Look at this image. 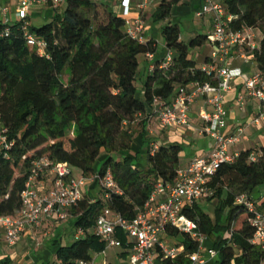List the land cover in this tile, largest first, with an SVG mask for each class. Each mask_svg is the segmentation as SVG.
Listing matches in <instances>:
<instances>
[{"label":"trees","instance_id":"trees-1","mask_svg":"<svg viewBox=\"0 0 264 264\" xmlns=\"http://www.w3.org/2000/svg\"><path fill=\"white\" fill-rule=\"evenodd\" d=\"M66 2L65 10L50 21L39 27L29 25L28 32L46 42L45 55L27 45L19 23L10 24L9 35L4 36L5 24L0 22V128L6 129L10 143L7 149L0 147V216H14L20 210L21 194L36 159L66 163L85 177L100 178L110 170L119 192L103 198L100 190L94 201L85 196L70 212L73 228H81L84 235L67 245L56 243L54 264H80L93 262V255L105 248L95 233L96 218L104 207L132 219L158 180L175 179L181 147L157 143L148 133L147 118L154 99L168 103L178 86L209 80L190 54L207 36L197 35L186 44L177 24H164L160 32L173 60L167 69L159 67V59L154 61L139 97L137 57L156 54V41L129 37L123 13L116 14L104 0ZM180 2L161 0L154 21L167 19ZM223 4L233 16L232 30L260 31L259 46L249 56L264 72V0H223ZM134 121L140 122L137 132ZM151 142L158 146L153 154ZM252 153L255 160L250 158ZM261 185L264 146L257 152H240L209 180L212 194L206 200L216 201L212 217L197 202L184 208L207 237L205 246L216 251L218 264L264 261V251L250 242L252 212L235 202L240 195L251 200L249 195ZM256 208L264 212V200ZM166 232L181 238L185 252L196 250L197 244L186 234L169 228ZM0 264L10 260L4 258Z\"/></svg>","mask_w":264,"mask_h":264},{"label":"built area","instance_id":"built-area-1","mask_svg":"<svg viewBox=\"0 0 264 264\" xmlns=\"http://www.w3.org/2000/svg\"><path fill=\"white\" fill-rule=\"evenodd\" d=\"M151 0H141L139 5L146 6ZM203 4L198 16L210 14L212 16V33L209 39L213 45L210 61L201 67V71L209 77L205 82L192 81L178 86L173 99L165 103L161 99H154L148 116H155L159 126L164 130L175 127L189 126V110L194 98L201 96L210 111L202 114L203 126L200 133L212 139V146L205 155L191 159L183 169H178L173 182L158 180L145 204L138 209L136 216L126 219L118 213H113L104 207L96 218L95 233L104 242L106 247H119L121 241L114 237L120 230L127 238L129 245V264H204L209 259L216 258V251L205 246L207 237L198 229L196 221L184 214V208L212 194L208 186L220 165L232 163L238 154H228L229 145L238 143L242 138L241 127L231 134H225L227 115L224 106L225 94L231 90V83L241 77L239 68L232 66V51L242 59H247L250 53L258 48L261 38L260 31L252 28H243L234 31L230 27L233 16L227 14L223 3L213 0H202ZM63 0H20L15 16L20 24L21 31L27 45L35 48L40 55H45L46 42L29 33L30 10L33 6L46 5L54 11L60 7ZM130 0H121L122 13L126 17L130 11ZM0 12L5 16V28L2 35L10 32L9 20L6 17L7 6L0 5ZM126 34L139 42L140 34L144 29L141 17L134 19L133 25L128 19L124 24ZM153 59V53L146 54ZM173 60V51L167 50L159 67L167 69ZM153 69V67H151ZM244 96L256 99L259 104L251 123L259 126L264 124V72L252 71L243 81ZM244 97L238 96L236 104L243 107ZM142 118L141 114L137 115ZM135 122V121H134ZM6 129L0 128V147L7 149L10 143L5 135ZM151 133V132H150ZM158 146L150 143V153L153 154ZM256 154L250 155L251 160ZM52 175V186L45 192L38 191L39 179L45 174ZM89 181H97L103 198L111 193H117L118 186L110 170H106L102 177L92 176L91 179L80 176L72 177L71 169L66 163H55L41 157L31 163L30 173L21 194L22 206L14 216H0V227L4 231V238L8 246H14L27 228L41 227L44 221H66L70 218L71 210L84 199V187ZM95 200V199H94ZM92 200V201H94ZM237 204H244L252 218L250 223L254 229L250 242L264 251V212L257 210L255 204L245 195L235 199ZM177 230L186 234L197 244L193 252H185L180 246L166 243L161 236L167 229ZM75 237L84 235L81 228L75 231ZM178 259H181L178 260ZM80 264H93L80 263Z\"/></svg>","mask_w":264,"mask_h":264},{"label":"crops","instance_id":"crops-1","mask_svg":"<svg viewBox=\"0 0 264 264\" xmlns=\"http://www.w3.org/2000/svg\"><path fill=\"white\" fill-rule=\"evenodd\" d=\"M20 0L14 3V8L11 10L9 0H0V5L7 6L8 12L6 17L9 20V24L17 23L15 16L16 8ZM116 14H122L121 0H104ZM110 1V2H109ZM130 11L125 17L130 24L133 25L134 19L141 17L144 21V29L140 34V40L145 42L147 40H154L152 38L153 31H160V28L166 24H181L182 22L189 26V31H202L203 35L207 36L206 42L200 46L192 49L193 55L191 59L195 62L197 68H201L204 64L208 63L213 51V45L208 38L212 33V16L210 14H202L198 16L203 1L202 0H181L180 3L175 5L170 13V16L164 21H154V13L161 0H151L146 6L141 7L139 3L141 0H130ZM214 2L223 3V0H213ZM43 19L45 22L50 21L56 11L51 7L42 5ZM5 16L0 12V22L3 23ZM30 22V21H29ZM44 22V23H45ZM197 36V34L195 35ZM180 39L183 41L182 37ZM156 41V40H154ZM157 43V52L154 54L153 59H148L144 55V74L143 71H137V78L142 77V84L145 77L151 73V67H153L154 61L159 59L160 61L167 53V48L162 42L161 45ZM232 66L241 70L242 75L231 83V90L225 94L224 106L227 115V126L225 134L233 133L236 128L241 127L243 129L242 138L238 143L229 145L228 154H239L242 151L251 149L254 152L264 146V124L256 126L251 123V118L255 115L259 102L251 97L244 96L243 81L252 72L256 71L257 67L255 62L249 57L242 59L237 56V53L233 49L232 51ZM139 96L142 95V89L138 91ZM242 95L243 107L236 104L238 96ZM174 97V96H173ZM170 98L168 102L172 99ZM211 107L205 103L204 98L197 96L190 105L189 110V126L188 127H175L171 130H164L159 126V121L155 116H148L147 129L149 135L157 141L159 144H179L181 151L179 154L178 169L185 168L192 158L200 155H205L209 152L212 146V139L208 136L200 133V128L203 126L202 114L205 111H210ZM155 126L160 127L162 134L157 135L155 133ZM151 132V133H150ZM165 135V139L162 136ZM77 177L81 174L77 171ZM52 186V175L45 173L39 179L38 191L40 193L47 192ZM85 196L96 199L99 196V187L97 181H89L84 187ZM255 206H259L262 200H264V185L254 189L249 195ZM74 217L71 216L68 220L60 221H44L41 227L27 228L20 236L18 242L10 247L7 245L4 238V231L0 227V261L4 258L10 260V264H20L21 262L28 260L27 264H54L55 263V248L56 243L63 240L66 241V245L76 239L75 231L78 227L73 228L72 222ZM115 238L121 241L122 244L119 247H106L101 253L93 255V264L98 256H102L101 264H129V245L127 244L126 236L120 231L114 235ZM169 237L166 234L161 236V240L169 243L167 240ZM123 241V242H122ZM4 247H8L6 251ZM113 249L110 260H106L107 249ZM13 258V259H12ZM204 264H218L216 258L207 260ZM264 264V261L261 262Z\"/></svg>","mask_w":264,"mask_h":264},{"label":"rangeland","instance_id":"rangeland-1","mask_svg":"<svg viewBox=\"0 0 264 264\" xmlns=\"http://www.w3.org/2000/svg\"><path fill=\"white\" fill-rule=\"evenodd\" d=\"M11 5H10V8L11 10L14 8V3L17 1V0H9ZM110 2V1H109ZM67 7V2L66 0H63V2L60 4V7L58 9H56V13H62L65 8ZM43 8L41 6H33L30 10V17H29V21H30V24L31 26L33 27H39L41 26V24H43L45 22V20L43 19V17L45 16V13H44V16L42 15L43 14ZM179 30H180V36L182 37L183 39V42L184 43H188L190 41L191 38L195 37V35H203V32L202 31H189V26L186 25L185 23H181L179 24ZM152 38L154 40H156L158 42L159 45L162 44L163 40H162V36H161V32L160 31H153V34H152ZM193 50L190 51V54L193 55ZM137 61H138V67H137V71H143V74H144V61H145V58H144V54H140L138 55L137 57ZM137 72V74H138ZM142 77L140 78H136L135 80V86L137 88V94H138V91L140 90V88H142ZM140 97V96H139ZM138 130H140V122L137 121L134 123V126H133V131L137 132ZM155 133L157 135L159 134H162V132H160V127L159 126H155ZM71 135V134H69ZM162 138L165 139V135L162 136ZM133 151V150H132ZM134 153V151H133ZM100 161H98V164H99ZM140 165L142 167H145L146 166V162L144 160H141L140 162ZM71 174H72V177L75 178V179H78L77 177V170L76 169H71ZM89 179L92 178V176H87ZM199 204V206L201 207V209L208 213L211 217L213 215V209H214V206H215V203L216 201L213 200V201H208L206 199H203V200H200L197 202ZM167 240L170 244H174V245H178L180 246L181 244V238L180 237H175V236H169L167 237ZM62 244L66 245V241L63 240L61 242ZM69 244V243H68ZM5 250L7 251L8 250V247H4ZM112 250L111 248L107 249L106 251V260H110V258L112 257L111 256V253H112ZM13 259V258H12ZM103 257L102 256H98L96 259H95V263L94 264H101V261H102ZM217 259V258H216ZM28 260H25L23 262H21L20 264H27Z\"/></svg>","mask_w":264,"mask_h":264}]
</instances>
